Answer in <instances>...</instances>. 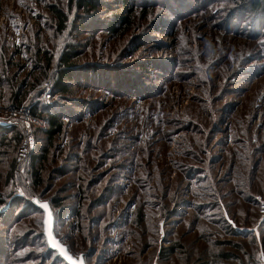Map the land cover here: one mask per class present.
Here are the masks:
<instances>
[{
	"label": "rangeland",
	"instance_id": "1",
	"mask_svg": "<svg viewBox=\"0 0 264 264\" xmlns=\"http://www.w3.org/2000/svg\"><path fill=\"white\" fill-rule=\"evenodd\" d=\"M67 1L0 0V264H67L35 197L85 264H264L262 0H133L117 36L115 0L58 32ZM32 107L63 129L19 169Z\"/></svg>",
	"mask_w": 264,
	"mask_h": 264
},
{
	"label": "trees",
	"instance_id": "2",
	"mask_svg": "<svg viewBox=\"0 0 264 264\" xmlns=\"http://www.w3.org/2000/svg\"><path fill=\"white\" fill-rule=\"evenodd\" d=\"M67 3V10H64L58 6L52 7L53 15L56 18V28L58 32H63L66 29L69 21V15L71 14L73 8L78 10V13L75 14L78 21V26L76 27H81L84 24V16H88L90 13L98 14L99 8L103 7L105 10H110L108 6V0H68ZM113 3L120 4L122 6V12H120L119 14H114L105 24V26L108 30L111 31V33L117 36L124 34L133 26L132 23L134 18V11L136 9V7L134 6L136 5V3L133 0H115V2ZM258 3H261V7L264 8V0ZM75 52L76 49L67 48L59 57L60 69L58 70L57 76L53 80L52 84L53 90L56 93H67L68 91V86L70 84L71 78L69 71L75 64L72 61V59L76 57ZM30 113L35 117L44 119L46 122V127L44 129H34L35 144L38 143L36 142L38 133L44 135L49 143L52 142L53 139L61 133L63 125L62 122L59 121V118L55 113L47 112L46 117H44L43 114L41 112H38L34 107H32ZM10 131L14 133V140H16V143H19L22 137L21 126L14 125V127ZM33 153L34 149L29 152L26 159L18 161L17 166L19 169L25 168L26 162H28L29 164L31 162V166L33 165ZM32 174L34 175V172L31 169V175ZM47 249L51 253H54L56 257H60L55 251L50 250L49 248Z\"/></svg>",
	"mask_w": 264,
	"mask_h": 264
},
{
	"label": "water",
	"instance_id": "3",
	"mask_svg": "<svg viewBox=\"0 0 264 264\" xmlns=\"http://www.w3.org/2000/svg\"><path fill=\"white\" fill-rule=\"evenodd\" d=\"M32 201L34 205L40 208L43 212L42 228L47 247L55 251L67 264H85L82 254L78 257L73 256L71 252H69L67 246L55 236L54 216L49 202L46 200H39L37 197L33 198ZM45 204L47 207L43 206ZM53 240L56 241V245L58 246L53 244ZM69 257H71V259H69Z\"/></svg>",
	"mask_w": 264,
	"mask_h": 264
},
{
	"label": "built area",
	"instance_id": "4",
	"mask_svg": "<svg viewBox=\"0 0 264 264\" xmlns=\"http://www.w3.org/2000/svg\"><path fill=\"white\" fill-rule=\"evenodd\" d=\"M25 115L26 116L22 117V137L17 151V158L20 161L26 159L29 152L35 147L34 126L39 129H44L46 127L44 119L35 117L28 112Z\"/></svg>",
	"mask_w": 264,
	"mask_h": 264
},
{
	"label": "snow or ice",
	"instance_id": "5",
	"mask_svg": "<svg viewBox=\"0 0 264 264\" xmlns=\"http://www.w3.org/2000/svg\"><path fill=\"white\" fill-rule=\"evenodd\" d=\"M44 207H47V205L45 204V205H43ZM53 244L54 245H56V241L55 240H53ZM56 246H58V245H56ZM69 259H71V257H69Z\"/></svg>",
	"mask_w": 264,
	"mask_h": 264
}]
</instances>
